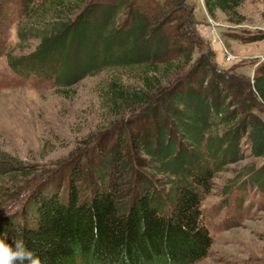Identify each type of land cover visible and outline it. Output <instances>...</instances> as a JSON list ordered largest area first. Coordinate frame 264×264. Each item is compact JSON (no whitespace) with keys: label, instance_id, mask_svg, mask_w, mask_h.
Returning a JSON list of instances; mask_svg holds the SVG:
<instances>
[{"label":"trees","instance_id":"trees-1","mask_svg":"<svg viewBox=\"0 0 264 264\" xmlns=\"http://www.w3.org/2000/svg\"><path fill=\"white\" fill-rule=\"evenodd\" d=\"M243 1L202 3L211 18L220 13L237 24ZM136 3L0 0V22L19 13L28 20L19 41H37L28 54L9 53L13 68L62 91L103 70L138 69L136 86L115 78L104 90L116 118L106 136L74 167L45 176L17 215L0 219V237L22 239L42 264L200 261L213 242L203 199L215 175L243 162L245 151L262 163L244 165L235 180L244 178L238 187H254L264 203V64L251 79L218 69L212 51L194 57L196 33L183 0L154 11ZM28 169L2 155L0 205L30 183L18 180L34 174Z\"/></svg>","mask_w":264,"mask_h":264},{"label":"rangeland","instance_id":"rangeland-1","mask_svg":"<svg viewBox=\"0 0 264 264\" xmlns=\"http://www.w3.org/2000/svg\"><path fill=\"white\" fill-rule=\"evenodd\" d=\"M140 10L154 11L165 0H135ZM195 31L194 57L199 51L214 53L212 62L225 72L252 78L255 68L264 64V0H244L238 9L240 23L226 21L217 13L211 18L202 0H183ZM27 18L8 13L0 25V160L12 157L21 167L35 171L21 193L0 205V219L19 213L23 200L49 174L74 167L82 153L106 136L116 121L104 104L103 94L110 80L119 78L136 86L138 69L103 70L60 90L51 79L23 73L8 64V55H25L37 45L35 39L20 42L17 30ZM264 120V112H258ZM217 173L212 189L201 205V218L212 237L207 255L194 264H264V203L249 185L239 188L236 173L244 165H259L249 158ZM83 166V161L80 162ZM27 169V168H26ZM37 178V180H35ZM234 179L231 189L225 186ZM35 180V181H34ZM7 182H3L6 186ZM9 184V183H8ZM73 264H84L79 257Z\"/></svg>","mask_w":264,"mask_h":264},{"label":"clouds","instance_id":"clouds-1","mask_svg":"<svg viewBox=\"0 0 264 264\" xmlns=\"http://www.w3.org/2000/svg\"><path fill=\"white\" fill-rule=\"evenodd\" d=\"M0 264H42L41 259L30 251L22 239L7 242L0 237Z\"/></svg>","mask_w":264,"mask_h":264}]
</instances>
